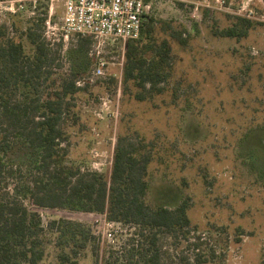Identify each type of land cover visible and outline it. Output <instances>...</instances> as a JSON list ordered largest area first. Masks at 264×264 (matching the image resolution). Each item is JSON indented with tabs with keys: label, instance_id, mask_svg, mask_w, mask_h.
<instances>
[{
	"label": "rangeland",
	"instance_id": "obj_1",
	"mask_svg": "<svg viewBox=\"0 0 264 264\" xmlns=\"http://www.w3.org/2000/svg\"><path fill=\"white\" fill-rule=\"evenodd\" d=\"M218 2L208 0L213 6L208 15L200 7L196 17L188 3L153 6L160 21L155 37L167 39L171 48V77L161 92L135 99L136 89L122 81L124 48L119 44L99 50L101 74L95 70L98 60L91 44L90 63L83 71L69 53L75 37H60L50 45L60 51L52 85H58L60 76L69 81L71 71L80 69L73 79L84 89L71 109L77 118L64 117L71 163L108 176L117 139L126 137L136 148L141 143V151L150 155L148 203L173 207L186 199L196 233L222 248L221 264H264V20L255 19L264 14V0H223L224 10ZM53 4L57 16L61 6ZM240 7L255 12V18L244 17L254 22L247 35H219L244 16L237 13ZM37 11L46 17L48 1L0 14V24L13 25L18 39L14 29H23ZM167 24L181 32L185 44L163 29ZM27 152L24 143L14 144L7 157L25 168ZM27 206L38 213L42 227L43 257L36 264H58V255L66 251L55 229L60 220L89 226L100 253L117 249L132 231L96 213ZM77 259L92 264L89 245Z\"/></svg>",
	"mask_w": 264,
	"mask_h": 264
},
{
	"label": "trees",
	"instance_id": "obj_2",
	"mask_svg": "<svg viewBox=\"0 0 264 264\" xmlns=\"http://www.w3.org/2000/svg\"><path fill=\"white\" fill-rule=\"evenodd\" d=\"M152 12L139 36L127 40L124 47L122 81L136 89L133 96L138 101L161 92L171 77L170 43L155 37L160 21ZM44 18L45 12L37 11L23 29H14L18 39L12 35L13 25L0 24V264H36L43 257L40 218L27 204L96 213L132 230L117 249L100 253L89 226L60 220L55 229L66 251L58 255V264H79L77 255L87 245L92 264H221L222 248L196 233L186 199L173 207L146 201L150 155L141 151V143L136 148L119 137L108 176L69 161L64 117L72 114L70 120H76L72 101L84 88L73 79L80 69L71 71L69 81L59 75L58 85H52V68L60 51L43 36ZM253 24L237 17L219 35L239 39ZM165 26L170 36L186 43L180 31ZM75 38L69 53L84 71L93 41ZM260 130L264 132V125ZM19 143L28 149L25 168L7 157Z\"/></svg>",
	"mask_w": 264,
	"mask_h": 264
},
{
	"label": "built area",
	"instance_id": "obj_3",
	"mask_svg": "<svg viewBox=\"0 0 264 264\" xmlns=\"http://www.w3.org/2000/svg\"><path fill=\"white\" fill-rule=\"evenodd\" d=\"M40 1H48V13L43 21L46 41L51 45L60 37L63 40L90 37L98 60L95 67L97 74L102 73L104 65V61L97 56L99 50L108 44H119L123 49L127 40L137 38L143 21L156 3H188L195 17L200 7L207 11L213 7L208 5V0H0V14L23 11L28 6L34 9ZM54 1L61 6V13L57 16H54ZM216 1H219L218 9H222L223 0ZM251 10L240 7L237 13L252 19L255 17H252ZM30 13L33 14V10ZM260 16L255 19L264 20V14Z\"/></svg>",
	"mask_w": 264,
	"mask_h": 264
}]
</instances>
